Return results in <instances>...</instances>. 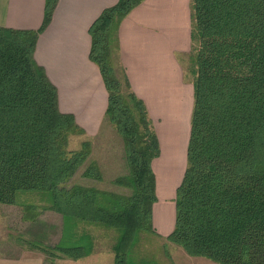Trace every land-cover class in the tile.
<instances>
[{
    "label": "trees",
    "instance_id": "16d2710c",
    "mask_svg": "<svg viewBox=\"0 0 264 264\" xmlns=\"http://www.w3.org/2000/svg\"><path fill=\"white\" fill-rule=\"evenodd\" d=\"M143 1L119 0L90 27V57L109 94L105 124L121 138L128 168L113 182L125 191L71 184L81 167L85 177L104 173L90 160L91 140L69 149L85 129L60 109L58 89L35 59L58 0H46L37 30L0 26V203L16 204L30 191L45 197L63 217L60 240L41 247L49 254L76 260L95 252L94 236L78 229L84 223L118 232L115 264H148L132 252L141 232L154 231L161 146L121 63L119 39L122 21ZM191 11L194 103L167 239L220 264H264V0H191Z\"/></svg>",
    "mask_w": 264,
    "mask_h": 264
},
{
    "label": "crops",
    "instance_id": "0c3cea01",
    "mask_svg": "<svg viewBox=\"0 0 264 264\" xmlns=\"http://www.w3.org/2000/svg\"><path fill=\"white\" fill-rule=\"evenodd\" d=\"M118 1L58 0L35 49V59L58 89L60 109L73 113L90 138L106 126L109 98L100 68L90 57V27ZM45 7L46 0H0V26L37 30ZM119 39L121 63L133 90L148 107L161 146L153 160L157 195L153 228L167 237L176 224L177 189L187 167L194 103L193 83L186 79L181 62L193 47L191 0H144L122 21ZM181 122L187 137L177 142L173 137ZM30 257L0 255V262L29 264Z\"/></svg>",
    "mask_w": 264,
    "mask_h": 264
},
{
    "label": "rangeland",
    "instance_id": "374dc122",
    "mask_svg": "<svg viewBox=\"0 0 264 264\" xmlns=\"http://www.w3.org/2000/svg\"><path fill=\"white\" fill-rule=\"evenodd\" d=\"M194 53L195 49L192 47L191 51L181 58L185 77L192 83L196 68ZM184 126L179 125L174 134L173 139L175 138L177 142H182L187 137V129ZM85 140L92 141L93 153L90 160L99 162L104 178L97 180L85 177L83 173L86 168L81 167L71 184L83 183L108 190L125 191L123 187L113 182L114 178L128 171L121 138L115 127L107 122L101 133L92 138L85 134L73 135L70 138L69 149L80 148ZM179 150L181 154V149ZM48 204L41 193L34 191L20 194L16 204L0 203V255L21 259L27 253L28 256H32L29 264H115L112 246L117 240L118 232L84 223H80L78 229L80 232L89 231L94 236L93 254L78 260L68 257L60 260L58 256L45 252L41 247L56 244L61 238L63 228L62 215L49 209ZM166 238L160 236L155 229L151 232H141L132 252L135 262L146 259L148 264H219L204 256L190 255L183 247Z\"/></svg>",
    "mask_w": 264,
    "mask_h": 264
},
{
    "label": "bare ground",
    "instance_id": "6f19581e",
    "mask_svg": "<svg viewBox=\"0 0 264 264\" xmlns=\"http://www.w3.org/2000/svg\"><path fill=\"white\" fill-rule=\"evenodd\" d=\"M183 154H181V156H182ZM183 157V156H182Z\"/></svg>",
    "mask_w": 264,
    "mask_h": 264
}]
</instances>
